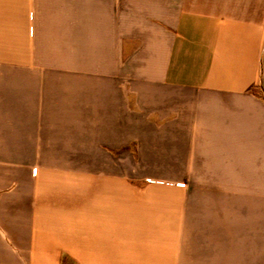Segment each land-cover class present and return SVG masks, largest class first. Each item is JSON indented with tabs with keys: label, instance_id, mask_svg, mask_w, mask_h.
I'll list each match as a JSON object with an SVG mask.
<instances>
[{
	"label": "crops",
	"instance_id": "obj_1",
	"mask_svg": "<svg viewBox=\"0 0 264 264\" xmlns=\"http://www.w3.org/2000/svg\"><path fill=\"white\" fill-rule=\"evenodd\" d=\"M0 264H264V0H0Z\"/></svg>",
	"mask_w": 264,
	"mask_h": 264
},
{
	"label": "rangeland",
	"instance_id": "obj_2",
	"mask_svg": "<svg viewBox=\"0 0 264 264\" xmlns=\"http://www.w3.org/2000/svg\"><path fill=\"white\" fill-rule=\"evenodd\" d=\"M137 149V146H125V155H124V161H123V168L125 172V177H124V183L127 185H145V184H150L148 182V179H154V180H161L165 181L166 184H170L168 186L171 188V194L172 197L178 196V189H176L174 186L179 183V178L178 177H155V178H145V177H140V176H135L131 174V170L135 168H139L140 166V161L139 160H132L131 153L126 150L129 149L130 151ZM136 151V150H135ZM137 158V155H136ZM141 168V166H140Z\"/></svg>",
	"mask_w": 264,
	"mask_h": 264
}]
</instances>
